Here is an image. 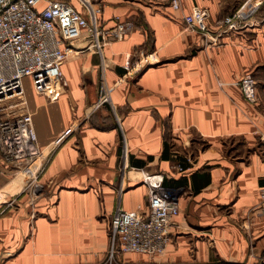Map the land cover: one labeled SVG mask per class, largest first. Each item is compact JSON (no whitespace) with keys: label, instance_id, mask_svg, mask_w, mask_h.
<instances>
[{"label":"crops","instance_id":"0c3cea01","mask_svg":"<svg viewBox=\"0 0 264 264\" xmlns=\"http://www.w3.org/2000/svg\"><path fill=\"white\" fill-rule=\"evenodd\" d=\"M70 1L88 15L101 5L89 17L103 28H131L100 49L87 30L75 38L56 97L24 77L19 110L33 112L41 166L31 177L0 152V264L105 262L116 207L148 210L142 170L165 174L180 210L164 252L120 261L264 264V0L238 28L223 19L247 0ZM194 5L209 9L208 29L187 26ZM103 80L111 99L96 105Z\"/></svg>","mask_w":264,"mask_h":264},{"label":"built area","instance_id":"2783aa9c","mask_svg":"<svg viewBox=\"0 0 264 264\" xmlns=\"http://www.w3.org/2000/svg\"><path fill=\"white\" fill-rule=\"evenodd\" d=\"M175 9L183 0H165ZM245 1L224 17L229 28H238L241 19L251 15L258 0ZM89 5L93 0H85ZM102 9L91 6L89 15ZM209 9L194 5L184 14L188 27L208 29ZM83 13L70 0H0V152L4 159L36 177L41 155L33 112L19 110L27 102L24 77L32 76L37 91L59 94L66 83L61 63L72 50L71 42L87 30L90 43L100 49L110 38H123L131 22L119 20L111 28ZM248 99L257 96V79L246 72L240 79ZM106 82H101L96 105L110 101ZM183 169L182 163L177 164ZM123 168V167H122ZM141 180L148 186V210L141 205L126 209L118 205L111 215V242L106 261L100 264H127L119 256L129 251L156 255L166 250L172 238L173 218L180 210L178 198L165 184L161 171L142 170ZM258 207L264 213V177Z\"/></svg>","mask_w":264,"mask_h":264},{"label":"rangeland","instance_id":"374dc122","mask_svg":"<svg viewBox=\"0 0 264 264\" xmlns=\"http://www.w3.org/2000/svg\"><path fill=\"white\" fill-rule=\"evenodd\" d=\"M244 2H245V1H244ZM244 2H243V3H244ZM243 3H242V4H243ZM240 6H241V5H240ZM240 6H239V7H240ZM32 79H33V78H32ZM33 82H34V81H33ZM60 89H61V88H60ZM60 91H61V90H60ZM60 91H59V92H60ZM149 255H150V254H149Z\"/></svg>","mask_w":264,"mask_h":264}]
</instances>
